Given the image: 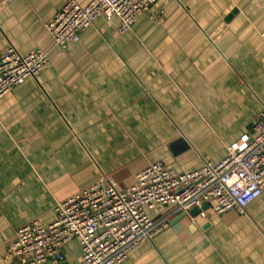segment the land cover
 I'll list each match as a JSON object with an SVG mask.
<instances>
[{"label":"crops","instance_id":"crops-1","mask_svg":"<svg viewBox=\"0 0 264 264\" xmlns=\"http://www.w3.org/2000/svg\"><path fill=\"white\" fill-rule=\"evenodd\" d=\"M67 1L0 0V56L13 45L50 60L0 98V264H16L6 251L20 227L53 222L83 188L124 189L154 162L217 164L257 135L264 0H157L128 31L101 15L64 50L46 24ZM170 209H146L168 227L118 264H264V192L243 212ZM82 257L74 238L58 264Z\"/></svg>","mask_w":264,"mask_h":264},{"label":"built area","instance_id":"built-area-1","mask_svg":"<svg viewBox=\"0 0 264 264\" xmlns=\"http://www.w3.org/2000/svg\"><path fill=\"white\" fill-rule=\"evenodd\" d=\"M157 0H68L46 26L64 50L80 41L81 32L105 15L116 16L123 32L135 17ZM49 54L35 50L20 53L13 45L0 56V98L15 85L36 77L49 64ZM257 135L239 152L230 151L219 163L205 162L194 171L179 172L161 162L136 174L135 182L119 189L110 181L95 182L73 196L58 201L56 219L43 224L34 220L20 227L6 257L16 264H58L63 246L78 238L81 264H118L141 242L168 227V219L155 222L146 209L169 206L188 212L195 206L221 214L231 208L243 212L264 192V107L256 121Z\"/></svg>","mask_w":264,"mask_h":264},{"label":"water","instance_id":"water-1","mask_svg":"<svg viewBox=\"0 0 264 264\" xmlns=\"http://www.w3.org/2000/svg\"><path fill=\"white\" fill-rule=\"evenodd\" d=\"M202 209H208V204L204 203L203 205L201 206H195L193 207L191 210H190V213L191 214H196V213H199ZM185 214H183L182 216H184ZM65 264V263H64Z\"/></svg>","mask_w":264,"mask_h":264},{"label":"rangeland","instance_id":"rangeland-1","mask_svg":"<svg viewBox=\"0 0 264 264\" xmlns=\"http://www.w3.org/2000/svg\"><path fill=\"white\" fill-rule=\"evenodd\" d=\"M155 163V162H154ZM208 210H210V209H208ZM190 211V210H189ZM210 212H213L212 210H210ZM186 213V212H185ZM214 213V212H213ZM216 214V213H215Z\"/></svg>","mask_w":264,"mask_h":264}]
</instances>
